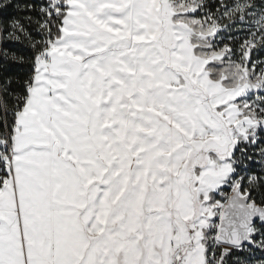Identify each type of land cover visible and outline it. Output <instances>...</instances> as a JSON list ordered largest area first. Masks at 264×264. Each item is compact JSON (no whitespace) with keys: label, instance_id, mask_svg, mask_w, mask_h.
Wrapping results in <instances>:
<instances>
[{"label":"snow or ice","instance_id":"snow-or-ice-1","mask_svg":"<svg viewBox=\"0 0 264 264\" xmlns=\"http://www.w3.org/2000/svg\"><path fill=\"white\" fill-rule=\"evenodd\" d=\"M218 3L0 0V34L35 53L0 79V264L264 251V95H245L264 93V0ZM224 18L246 25L239 62L214 46ZM249 147L262 172L245 180Z\"/></svg>","mask_w":264,"mask_h":264},{"label":"rangeland","instance_id":"rangeland-1","mask_svg":"<svg viewBox=\"0 0 264 264\" xmlns=\"http://www.w3.org/2000/svg\"><path fill=\"white\" fill-rule=\"evenodd\" d=\"M214 1L216 0H208V3L211 5ZM224 2L226 4L231 5L235 3V0H224ZM217 7H219V5L216 6V9ZM216 9H211V10L212 12L215 13ZM194 15H195V18L199 19L204 16V13L198 10V14H194ZM220 23L222 25H228V26L221 27V29L217 32L216 37L213 39L214 46L218 50L224 47V45H230L236 53L235 55L232 56V61L239 62L240 60L239 47L241 43H243V41L247 38L246 25L236 24L235 26H233L227 18H224L223 20H221ZM253 59L264 60V55L255 53L253 56ZM228 63L229 62L227 60L223 64H220L219 62H217L218 67H222V68L226 67ZM258 70H259V65L257 66V71ZM245 95L247 98L250 99V101L259 102L260 96L264 95V93H259L257 90H253L251 92L246 93ZM240 99H241L240 97L237 98V100H240ZM236 154H237V157L243 161V163L239 164L237 167H238L239 175L244 176L245 180L251 174H257V175L261 174L262 166L260 163V156L258 152H256L251 147L248 148L247 154L253 156L252 160L244 159V154L240 152H237ZM245 165H247V167H245ZM223 191H224V194L227 195V194H230L231 189L229 187H225ZM216 199L223 200L224 195H217ZM257 238L258 239L260 238L259 234H257ZM240 253L242 252L235 253L232 259L229 261V264L237 260Z\"/></svg>","mask_w":264,"mask_h":264},{"label":"trees","instance_id":"trees-1","mask_svg":"<svg viewBox=\"0 0 264 264\" xmlns=\"http://www.w3.org/2000/svg\"><path fill=\"white\" fill-rule=\"evenodd\" d=\"M217 5H219L218 0L211 4V9H216ZM30 30L33 32V35L39 39L35 30ZM6 35V33L0 34V79L11 78L15 83L16 80H22L31 73V60L35 53L27 41H10L4 38ZM5 52L8 53V56L4 55ZM13 54L18 57H24L26 62L20 63L19 61H13L11 59ZM245 259H247L250 264H255L257 260H264V251L253 249L252 252H242L239 254L238 259L231 262V264H238L239 261Z\"/></svg>","mask_w":264,"mask_h":264}]
</instances>
